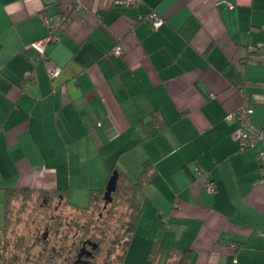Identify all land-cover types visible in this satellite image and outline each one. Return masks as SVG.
I'll list each match as a JSON object with an SVG mask.
<instances>
[{
	"label": "crops",
	"instance_id": "0c3cea01",
	"mask_svg": "<svg viewBox=\"0 0 264 264\" xmlns=\"http://www.w3.org/2000/svg\"><path fill=\"white\" fill-rule=\"evenodd\" d=\"M82 1L0 0V229L7 188L66 189L85 207L149 161L123 264H152L157 240L161 262L186 250L190 264H264L262 145L242 148L226 118L247 93L264 124V0ZM150 11L160 27L139 19ZM51 24L61 40L29 77V45ZM114 45L123 53L107 56ZM49 67L61 70L53 80Z\"/></svg>",
	"mask_w": 264,
	"mask_h": 264
},
{
	"label": "trees",
	"instance_id": "16d2710c",
	"mask_svg": "<svg viewBox=\"0 0 264 264\" xmlns=\"http://www.w3.org/2000/svg\"><path fill=\"white\" fill-rule=\"evenodd\" d=\"M156 120H159L160 123ZM155 121L159 124L158 129L165 127L163 120L158 114L154 115L149 124H154ZM151 177L152 165L149 161L145 162L144 169L137 181H132L129 177L121 174L118 178V184L115 187V178L113 179L110 177L106 188L91 190L90 203L85 207L73 204L68 198V190L66 189L57 188L54 190H45L37 188H7L5 189V215L3 222L7 229L11 223L10 202L13 198H21L24 206L22 208L23 211L28 206L29 202H33V204L40 202L41 207L46 210H51V206L53 205L52 203H55V200L57 201L56 206H54L56 210L60 209L62 204H65L77 212L78 218L80 215H85L87 218L82 224L78 221L76 222V225L74 224L77 228V239L73 244H71L68 254L65 256L66 262L64 263L77 264L75 263V260L80 250L84 247L83 242L85 240H91L95 248L93 250L95 256L91 259V261L84 262V264H94V260L102 248V241L97 238V235H99L101 239H106L110 232L109 229L111 227V220L117 216L115 209L118 207V201H121L123 205L121 207L124 209L121 214L124 216H118L117 221H120V224L118 225V232L116 228L115 232H117V236L122 233L121 237L123 242L120 243V246L115 248L112 246L108 249L107 254H109V259L111 258V260H109L106 264H123L128 245L135 232L143 210V203L138 198V191L141 190L145 184L150 182ZM96 211H98V215H95ZM47 213L51 215L50 211ZM59 223L57 224L61 227V224ZM48 227L52 229V226ZM161 227H164V223L161 224ZM45 235H48V233ZM44 238L47 239L46 236H44ZM40 239L38 240L40 241ZM115 245H117L116 241ZM60 249L58 252H61ZM164 252L165 249L159 245L157 240L154 243L153 250L151 252L152 264H190V251L168 250L165 262H161L160 256ZM187 253L189 254L185 255ZM179 255H181V257ZM173 257H175V259L171 260ZM17 260V254H15L12 258H8L0 251V264H14Z\"/></svg>",
	"mask_w": 264,
	"mask_h": 264
},
{
	"label": "rangeland",
	"instance_id": "374dc122",
	"mask_svg": "<svg viewBox=\"0 0 264 264\" xmlns=\"http://www.w3.org/2000/svg\"><path fill=\"white\" fill-rule=\"evenodd\" d=\"M71 201L77 203V200ZM78 201L85 206L90 202L88 199ZM54 202L51 210L43 209L40 202L37 204L29 202L24 211L20 197L13 198L10 202L11 223L7 229L4 222L1 226L0 251L8 258L17 254L18 260L14 264H67L64 263L66 262L65 256H67L71 244L77 239L76 222L82 224L86 221L87 216L80 215L78 218L77 212L65 204L56 210L54 206L57 201ZM83 204L81 206H84ZM121 206H123L121 201H118V207L115 209L117 216L111 220L110 232L106 239H101L97 235V238L102 241V248L94 260V264H106L111 260L107 254L108 249L112 246L114 248L120 246V243L123 242L122 233L117 236L120 224L117 218L124 211ZM48 211L51 212V215L47 213ZM95 215H98V211ZM57 223L61 224V227ZM48 226H52V229ZM115 228L117 232H115ZM47 233L48 235H45ZM115 241L117 245H115ZM59 249L61 252H58Z\"/></svg>",
	"mask_w": 264,
	"mask_h": 264
},
{
	"label": "built area",
	"instance_id": "2783aa9c",
	"mask_svg": "<svg viewBox=\"0 0 264 264\" xmlns=\"http://www.w3.org/2000/svg\"><path fill=\"white\" fill-rule=\"evenodd\" d=\"M141 1L142 0H116V3L119 5H134L140 3ZM74 3V6L77 10L84 7L82 0H75ZM46 19L48 18L46 17ZM139 19L151 23L154 28L160 27L165 22V19L157 11H150L139 16ZM59 25L60 24H51V30L48 36L29 45L36 50L33 58V64L27 72L29 77H32L33 75L35 63L45 58L46 46L50 43H56L61 40V36L57 32L58 28L61 27ZM251 49L255 48L251 47ZM122 53V47L120 45H114L112 48H110V50H108L106 54L107 56H113L121 55ZM47 70L48 76L52 80L58 77L61 73V70L58 67H49ZM249 100V94L245 93L243 103L236 110L229 112L226 115V118L228 120H236L238 122L239 140L242 148H254L258 145H262L258 152V157L261 167L264 170V124H257L253 121L252 115L254 113V108L250 106ZM196 173L197 176L205 182V186L209 191L215 190V183L213 182L210 174L205 169L197 168Z\"/></svg>",
	"mask_w": 264,
	"mask_h": 264
},
{
	"label": "flooded vegetation",
	"instance_id": "af4514ba",
	"mask_svg": "<svg viewBox=\"0 0 264 264\" xmlns=\"http://www.w3.org/2000/svg\"><path fill=\"white\" fill-rule=\"evenodd\" d=\"M83 248L80 250L78 253L75 263L77 264H84V262H89L91 261L92 258H94V245L91 240H85L83 242Z\"/></svg>",
	"mask_w": 264,
	"mask_h": 264
}]
</instances>
